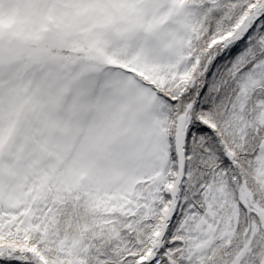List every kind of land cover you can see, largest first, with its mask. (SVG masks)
<instances>
[{
    "label": "snow or ice",
    "instance_id": "6c2138e0",
    "mask_svg": "<svg viewBox=\"0 0 264 264\" xmlns=\"http://www.w3.org/2000/svg\"><path fill=\"white\" fill-rule=\"evenodd\" d=\"M0 264H264V0H0Z\"/></svg>",
    "mask_w": 264,
    "mask_h": 264
}]
</instances>
